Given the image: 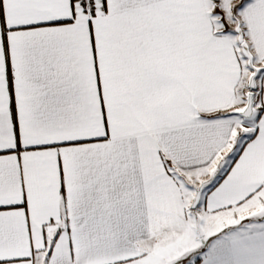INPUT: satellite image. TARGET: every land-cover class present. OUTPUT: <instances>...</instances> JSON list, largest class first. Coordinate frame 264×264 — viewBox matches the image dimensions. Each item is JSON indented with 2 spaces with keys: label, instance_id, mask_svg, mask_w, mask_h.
Segmentation results:
<instances>
[{
  "label": "snow or ice",
  "instance_id": "1",
  "mask_svg": "<svg viewBox=\"0 0 264 264\" xmlns=\"http://www.w3.org/2000/svg\"><path fill=\"white\" fill-rule=\"evenodd\" d=\"M0 264H264V0H0Z\"/></svg>",
  "mask_w": 264,
  "mask_h": 264
}]
</instances>
